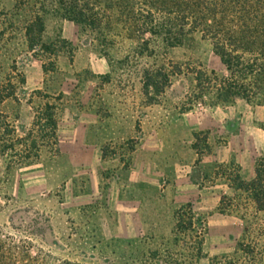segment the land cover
Returning a JSON list of instances; mask_svg holds the SVG:
<instances>
[{
	"label": "rangeland",
	"instance_id": "1",
	"mask_svg": "<svg viewBox=\"0 0 264 264\" xmlns=\"http://www.w3.org/2000/svg\"><path fill=\"white\" fill-rule=\"evenodd\" d=\"M147 11L138 0H0V264H264V211L240 187L264 157V105L220 99L231 74L213 38L186 27L171 47L169 14L147 24ZM36 16L45 30L31 49ZM82 114L121 123L124 140L96 157L80 155L82 142L63 150L58 124ZM175 179L202 193L171 232ZM147 182L159 191L145 198L163 205L135 233L106 190Z\"/></svg>",
	"mask_w": 264,
	"mask_h": 264
},
{
	"label": "trees",
	"instance_id": "2",
	"mask_svg": "<svg viewBox=\"0 0 264 264\" xmlns=\"http://www.w3.org/2000/svg\"><path fill=\"white\" fill-rule=\"evenodd\" d=\"M148 9L145 22H154V13L169 14L168 24L162 26L161 37L171 47L182 44L179 33L186 27L203 30L213 38L215 49L230 72L219 87V98H242L264 105V0H138ZM70 18L84 24V14L73 4L66 9ZM174 16V17H172ZM44 22L36 16L27 27L31 49L41 40ZM178 32V33H177ZM151 86L150 84L148 87ZM50 124L56 121L51 116ZM259 211H264V157L256 162L255 177L241 182Z\"/></svg>",
	"mask_w": 264,
	"mask_h": 264
},
{
	"label": "crops",
	"instance_id": "3",
	"mask_svg": "<svg viewBox=\"0 0 264 264\" xmlns=\"http://www.w3.org/2000/svg\"><path fill=\"white\" fill-rule=\"evenodd\" d=\"M84 115L86 114H82L80 118H76L75 121L74 119L72 121L68 120L66 116L65 120L58 124L59 141L63 150L74 151L72 149V143L82 142V144L79 145V148L82 150L80 155L96 157L101 154L103 143L124 140L125 130L121 123L111 124L108 120L99 119L95 121L84 119ZM136 152L137 151H135V153ZM72 155L78 154H71V156ZM166 170V172H171V169H169L170 171L168 169ZM254 177L255 170L250 181L253 180ZM178 179H175V183L170 184L165 190V192H167V201L165 200L167 204L163 203L168 206V210L172 214L170 218V225L172 227L171 232H173L177 223L175 216L177 210L184 204L195 203L199 198L198 196H201L202 193L199 184L195 182L180 183ZM137 189L138 186L135 189L129 187L124 189L123 186L113 184L111 187L107 188L106 194L113 198L112 205L115 211L113 214L117 216L114 220L119 219L120 212H124L126 215L128 214V216H131L132 222L136 224L135 233H141V224L144 226V230L147 229V226H149L151 222H155L156 225L158 224L160 206L163 204L158 201H151L149 197L145 198L146 195H151L149 194L150 191L153 193L159 191V187L156 183H145L144 193L134 192L135 190L138 191ZM135 197H137V199H135Z\"/></svg>",
	"mask_w": 264,
	"mask_h": 264
}]
</instances>
